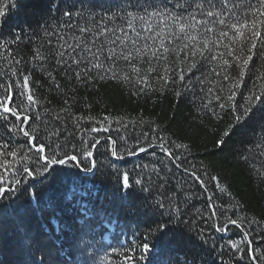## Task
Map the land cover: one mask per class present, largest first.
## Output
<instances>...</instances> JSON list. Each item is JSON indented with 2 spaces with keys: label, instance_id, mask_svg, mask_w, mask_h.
<instances>
[{
  "label": "trees",
  "instance_id": "obj_1",
  "mask_svg": "<svg viewBox=\"0 0 264 264\" xmlns=\"http://www.w3.org/2000/svg\"><path fill=\"white\" fill-rule=\"evenodd\" d=\"M262 12L0 0V264H264Z\"/></svg>",
  "mask_w": 264,
  "mask_h": 264
},
{
  "label": "snow or ice",
  "instance_id": "obj_2",
  "mask_svg": "<svg viewBox=\"0 0 264 264\" xmlns=\"http://www.w3.org/2000/svg\"><path fill=\"white\" fill-rule=\"evenodd\" d=\"M177 6H178V7H183L184 5H182V4H178ZM196 7H197V9H199V8H200V5L197 4ZM201 15H206L207 17H217V19H219L218 14H217L216 12L211 11V10H208V11H201ZM261 15L264 16V12H262ZM141 19H143V17H141ZM185 19H188V18H185ZM191 19H195V16L193 15V16L191 17ZM219 22H220L221 24H224V23H225L223 20H219ZM129 24H131V21H129ZM187 27H192V25H191V24H188ZM241 27H247V25H242ZM255 28H256V25H253V30H252V36H253V38H256V39H258V40H264V36H262V34H261L259 31H256ZM80 31H81V32H85L86 30H85L84 28H81ZM181 31H184V27H183V26L181 27ZM206 31L211 32L212 29H211V28H206ZM233 31H237V29H236V28H233ZM222 35L227 36L228 33H227V32H223ZM240 35H244V34H243V33H240ZM189 39H191V40H195V37H194V36H191V37H189ZM202 43H203V47L205 48V50H208V45H207V43H205V42H202ZM67 47H68V48H72V45H67ZM255 47H256V44H254V43L251 44V47L248 49V51L251 52ZM73 50H75V49H73ZM83 51H85V52H91V49H90V48H87V47H84V48H83ZM165 51H169V49H165ZM241 51L243 52V49H242ZM197 52H198V50H192V55H196ZM199 54H200L201 56H203V53H202V52H200ZM58 55L62 58V57L65 55V52H59ZM137 55H139V53H137ZM153 55H155V54H153ZM229 55H235V51L230 52ZM93 56L95 57V54H94V53H93ZM114 56H115V53H113V57H114ZM37 58L40 59L41 56L38 55ZM110 58H111V57H110ZM212 58L215 59L216 57H212ZM83 59H87V57H84ZM95 59L98 60L99 57H95ZM123 59H124V60H128L129 57H128V56H123ZM250 59H251V56H249L247 59H245V60L243 61L244 64H247L248 61H249ZM72 62L78 64V63H80V58L73 59ZM65 63H66V61H65ZM93 67H95V68H101V67H102V64L94 63V64H93ZM241 74H242V73H241ZM80 75H81L80 73H77V78H80ZM28 86H29V85H28V78H27V76H25V77H24V87H25V89H28ZM6 92L8 93V95H6L4 99H5V100H10L11 90L6 88ZM230 98H231V96H230ZM27 100H28V102L31 103V104L36 103V100L34 99L33 95H31V94H28V96H27ZM10 103H15V100H14V99H11V100H10ZM10 103H9V105H5V104H4V101H0V107H2L3 112H4L5 114H10V115L14 116L17 120H20L21 123H25V122H27L28 119H29V117H27V116L25 115V116L22 118V117L19 115V112L23 110L22 107H21V105L18 104L16 109H12V108L10 107ZM221 107H223V105H221ZM20 130L23 132V135H24L25 137H30V133H29L28 131H26V130L23 129V128H21ZM93 131H96V129H93ZM34 139H35V138H32V139L30 140V143H33V142H34ZM34 151H35L37 154L44 153V152L46 151V146L43 145V144H40V145H34ZM141 151H143V149H141ZM113 154L115 155V153H113ZM12 155L15 156L16 153L13 152ZM89 155H91V153H89ZM40 159L46 161V163H45V167H47V166H48V163H49V162L47 161V158H46L45 156H40ZM68 159H70V160H75L76 157H75V156H69ZM58 162L61 163V164H63V163H64V160H59ZM50 163L55 164V163H57V161H56V160H51ZM25 171L27 172L28 170L25 169ZM28 174L31 175L32 173H31V172H28ZM212 179H216V178H215V177H212ZM201 183H203V181H201ZM221 190H222V189H221ZM4 191H5V189L2 188V187H0V193H2V192H4ZM231 223H232L233 225H235L236 227H240V225H239L236 221H234V220L231 221ZM146 247H147V246L145 245V248H146ZM232 247H233L234 249H236L237 251L240 250L238 245H235V244H234Z\"/></svg>",
  "mask_w": 264,
  "mask_h": 264
}]
</instances>
